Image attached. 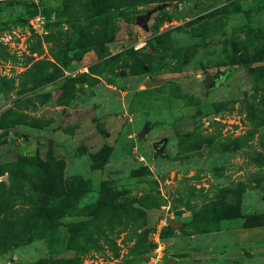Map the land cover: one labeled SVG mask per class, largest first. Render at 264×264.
Masks as SVG:
<instances>
[{
    "label": "rangeland",
    "instance_id": "374dc122",
    "mask_svg": "<svg viewBox=\"0 0 264 264\" xmlns=\"http://www.w3.org/2000/svg\"><path fill=\"white\" fill-rule=\"evenodd\" d=\"M102 5L0 0V264H264V0Z\"/></svg>",
    "mask_w": 264,
    "mask_h": 264
},
{
    "label": "trees",
    "instance_id": "16d2710c",
    "mask_svg": "<svg viewBox=\"0 0 264 264\" xmlns=\"http://www.w3.org/2000/svg\"><path fill=\"white\" fill-rule=\"evenodd\" d=\"M91 2H92V4L94 5V6H96L98 9H100V10H106V8L102 5V0H91ZM240 67H246L245 66V64H240L239 66H238V68H240ZM237 69V68H236ZM231 71H233L232 70V68H229V69H227V70H225V73L223 74V77H224V75L225 76H227V75H229V74H231L232 72ZM49 143H50V148H51V151H52V140L51 139H49ZM60 162L62 161V159H58ZM59 193L61 194V193H63L62 191H59V190H56L55 191V195H59ZM54 211H56V210H54Z\"/></svg>",
    "mask_w": 264,
    "mask_h": 264
},
{
    "label": "water",
    "instance_id": "95a60500",
    "mask_svg": "<svg viewBox=\"0 0 264 264\" xmlns=\"http://www.w3.org/2000/svg\"><path fill=\"white\" fill-rule=\"evenodd\" d=\"M147 16L146 17H144L143 19H140L141 20V24H144V22H145V20H147ZM153 150L155 151V152H157V145H154L153 146ZM176 227V226H175ZM169 264H172V262H169Z\"/></svg>",
    "mask_w": 264,
    "mask_h": 264
},
{
    "label": "built area",
    "instance_id": "2783aa9c",
    "mask_svg": "<svg viewBox=\"0 0 264 264\" xmlns=\"http://www.w3.org/2000/svg\"><path fill=\"white\" fill-rule=\"evenodd\" d=\"M144 46V43H137L135 46H134V49L137 50V49H140L141 47Z\"/></svg>",
    "mask_w": 264,
    "mask_h": 264
}]
</instances>
